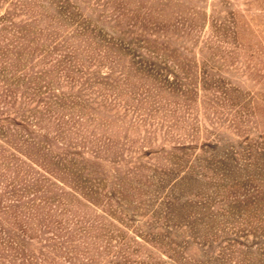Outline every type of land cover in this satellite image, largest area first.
<instances>
[{
    "label": "rangeland",
    "instance_id": "obj_1",
    "mask_svg": "<svg viewBox=\"0 0 264 264\" xmlns=\"http://www.w3.org/2000/svg\"><path fill=\"white\" fill-rule=\"evenodd\" d=\"M0 264H264V0H0Z\"/></svg>",
    "mask_w": 264,
    "mask_h": 264
}]
</instances>
